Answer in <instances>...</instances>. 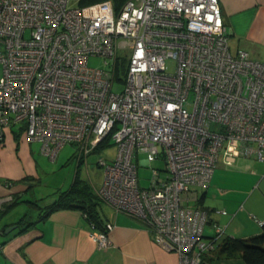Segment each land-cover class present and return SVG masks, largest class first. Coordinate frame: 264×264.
Returning <instances> with one entry per match:
<instances>
[{"label": "built area", "instance_id": "2783aa9c", "mask_svg": "<svg viewBox=\"0 0 264 264\" xmlns=\"http://www.w3.org/2000/svg\"><path fill=\"white\" fill-rule=\"evenodd\" d=\"M0 67V144L19 126L51 161L71 143L81 163L113 143L96 161L100 202L144 221L178 264L219 244L224 229L205 238L207 212L187 204L191 185L207 187L221 154L264 160V62L231 51L219 0H0ZM156 160L139 186L137 164ZM89 225L109 246L113 225Z\"/></svg>", "mask_w": 264, "mask_h": 264}, {"label": "crops", "instance_id": "0c3cea01", "mask_svg": "<svg viewBox=\"0 0 264 264\" xmlns=\"http://www.w3.org/2000/svg\"><path fill=\"white\" fill-rule=\"evenodd\" d=\"M219 5L231 51L243 49L252 59L264 62V0H219ZM45 157L40 142L27 140L19 126L5 131L0 144V181L11 183L0 185V229L16 227L0 235V264H178L177 253L157 243L144 221L103 202L96 208L102 221L113 225L110 245L105 248L97 247L80 208L58 207L43 216L44 208L54 200L43 205L26 197L30 181L43 170ZM187 204L207 212L205 238L213 234L214 224L224 229L222 239L260 232L264 160L221 154L207 187L191 185ZM17 206L20 212L3 220ZM222 243L204 253L200 264H245L240 252L226 253Z\"/></svg>", "mask_w": 264, "mask_h": 264}, {"label": "rangeland", "instance_id": "374dc122", "mask_svg": "<svg viewBox=\"0 0 264 264\" xmlns=\"http://www.w3.org/2000/svg\"><path fill=\"white\" fill-rule=\"evenodd\" d=\"M88 65L90 67L103 68L105 64L103 58L99 56H91L88 59ZM174 62L168 63V71L173 72ZM1 72V67H0ZM122 89V83L116 81L113 86V91H120ZM219 125L212 123L210 126L211 130H218ZM74 151V145L69 143L63 147L58 153L55 160H50L45 157V163H43V170L38 174L35 180L30 181L29 190L27 197L29 200L36 199L43 205L49 204L57 198L60 192L67 190L72 182L75 174L84 181H86L94 190L100 185L102 179V169L96 164L98 158H105L113 160L116 152V147L113 143L109 145H100L92 153H90L85 162L77 163L76 159L72 156ZM62 157V160L59 159ZM140 157H143L140 155ZM141 159V158H140ZM161 168L163 162L156 160L151 165L148 164H137V178L139 186L146 187L149 184L151 177L150 167ZM25 198V199H26ZM100 201V200H99ZM20 207L17 206L15 209L8 212L3 216V220H7L10 214H17L20 212ZM1 235V234H0Z\"/></svg>", "mask_w": 264, "mask_h": 264}, {"label": "trees", "instance_id": "16d2710c", "mask_svg": "<svg viewBox=\"0 0 264 264\" xmlns=\"http://www.w3.org/2000/svg\"><path fill=\"white\" fill-rule=\"evenodd\" d=\"M96 1L100 0H77V4L85 5ZM112 1L115 7H118L123 3L124 0ZM99 203L100 201L90 184L80 179L78 175L75 174L69 188L63 192H60L56 200L44 208L43 216H46L48 213L58 207H78L82 210V213L88 222H92L95 224L96 228L102 229L104 222L102 221L98 209L96 208ZM31 224L32 223L27 224L26 227H29ZM4 231L5 228L2 230L0 229V234H3ZM221 243L223 244L222 249L226 253L240 252L245 264H264V224H262L260 232L252 236L246 238L225 237V239H221L217 246H219Z\"/></svg>", "mask_w": 264, "mask_h": 264}, {"label": "water", "instance_id": "95a60500", "mask_svg": "<svg viewBox=\"0 0 264 264\" xmlns=\"http://www.w3.org/2000/svg\"><path fill=\"white\" fill-rule=\"evenodd\" d=\"M16 227V225H11L6 228L5 232L8 233L9 231L13 230Z\"/></svg>", "mask_w": 264, "mask_h": 264}]
</instances>
